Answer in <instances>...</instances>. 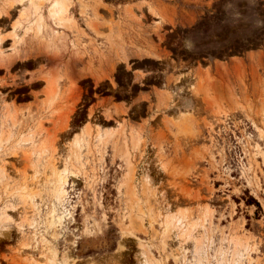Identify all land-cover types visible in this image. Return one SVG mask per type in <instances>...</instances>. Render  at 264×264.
<instances>
[{
    "label": "rangeland",
    "instance_id": "obj_1",
    "mask_svg": "<svg viewBox=\"0 0 264 264\" xmlns=\"http://www.w3.org/2000/svg\"><path fill=\"white\" fill-rule=\"evenodd\" d=\"M0 264H264V0H0Z\"/></svg>",
    "mask_w": 264,
    "mask_h": 264
},
{
    "label": "trees",
    "instance_id": "obj_2",
    "mask_svg": "<svg viewBox=\"0 0 264 264\" xmlns=\"http://www.w3.org/2000/svg\"><path fill=\"white\" fill-rule=\"evenodd\" d=\"M255 203H256V205H257V206H259V207H260V204H259V202H257V201L255 200Z\"/></svg>",
    "mask_w": 264,
    "mask_h": 264
}]
</instances>
